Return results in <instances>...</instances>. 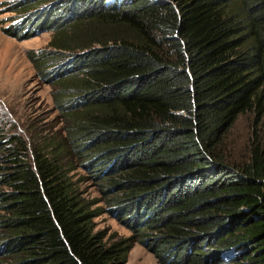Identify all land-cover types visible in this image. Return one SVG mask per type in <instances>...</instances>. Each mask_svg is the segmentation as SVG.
Listing matches in <instances>:
<instances>
[{
  "label": "trees",
  "instance_id": "trees-1",
  "mask_svg": "<svg viewBox=\"0 0 264 264\" xmlns=\"http://www.w3.org/2000/svg\"><path fill=\"white\" fill-rule=\"evenodd\" d=\"M9 3L6 34L52 32L28 58L63 135L32 156L0 138V264H126L135 244L160 264H264V0ZM105 213L130 235L98 229Z\"/></svg>",
  "mask_w": 264,
  "mask_h": 264
},
{
  "label": "rangeland",
  "instance_id": "rangeland-1",
  "mask_svg": "<svg viewBox=\"0 0 264 264\" xmlns=\"http://www.w3.org/2000/svg\"><path fill=\"white\" fill-rule=\"evenodd\" d=\"M10 1L16 0H0V138L12 134L21 136L32 156L34 147L45 143L49 137L62 134L63 128L62 118L54 106L52 86L40 80L28 58L29 50L48 47L52 32L41 31L28 39L6 34L3 26L8 27L15 21L6 20L14 15L7 11ZM250 123L248 115H242L228 135V150L236 156L246 153ZM70 175L80 185V191L86 199L101 198L98 185L88 170L78 167ZM95 220L98 229H107L117 236L131 233L107 213ZM126 264L160 263L144 246L135 244Z\"/></svg>",
  "mask_w": 264,
  "mask_h": 264
}]
</instances>
